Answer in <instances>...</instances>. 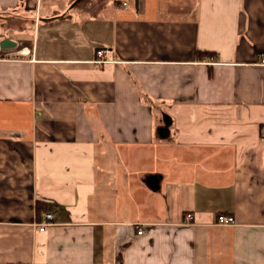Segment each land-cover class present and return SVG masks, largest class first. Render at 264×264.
Returning a JSON list of instances; mask_svg holds the SVG:
<instances>
[{"label": "crops", "instance_id": "0c3cea01", "mask_svg": "<svg viewBox=\"0 0 264 264\" xmlns=\"http://www.w3.org/2000/svg\"><path fill=\"white\" fill-rule=\"evenodd\" d=\"M0 31V264H264V0H0Z\"/></svg>", "mask_w": 264, "mask_h": 264}, {"label": "built area", "instance_id": "2783aa9c", "mask_svg": "<svg viewBox=\"0 0 264 264\" xmlns=\"http://www.w3.org/2000/svg\"><path fill=\"white\" fill-rule=\"evenodd\" d=\"M40 0H35L36 3H38ZM122 5L125 6L126 3L125 2H122ZM105 49H98L96 50V59L95 61L97 63H104L107 61V58H105ZM1 58H5V55H0ZM259 64L261 65H264V53L261 55L259 61H258ZM183 222L184 223H192L193 220H194V216L192 213L190 212H187L184 214V217H183ZM55 221H54V217L52 215V213L50 212H44L43 213V218L41 220L40 223L36 224L37 225V228L38 230L42 231L44 230L48 225H51L53 224ZM215 222L216 224L218 225H230V224H233L234 223V218L232 215L230 214H226V213H218L216 215V219H215ZM144 232V229L142 227H139V229H137V233L141 234Z\"/></svg>", "mask_w": 264, "mask_h": 264}, {"label": "water", "instance_id": "95a60500", "mask_svg": "<svg viewBox=\"0 0 264 264\" xmlns=\"http://www.w3.org/2000/svg\"><path fill=\"white\" fill-rule=\"evenodd\" d=\"M15 45H16V42L13 39L2 38L0 40V48L1 49L12 48V47H15Z\"/></svg>", "mask_w": 264, "mask_h": 264}, {"label": "rangeland", "instance_id": "374dc122", "mask_svg": "<svg viewBox=\"0 0 264 264\" xmlns=\"http://www.w3.org/2000/svg\"><path fill=\"white\" fill-rule=\"evenodd\" d=\"M25 23H26V25H29L31 31H33V23H32L31 20H29V18H28L27 20H25ZM2 32H3V31H0V34H1Z\"/></svg>", "mask_w": 264, "mask_h": 264}, {"label": "trees", "instance_id": "16d2710c", "mask_svg": "<svg viewBox=\"0 0 264 264\" xmlns=\"http://www.w3.org/2000/svg\"><path fill=\"white\" fill-rule=\"evenodd\" d=\"M42 205H43V203H39V201L36 203V210L37 211H40V209L42 208Z\"/></svg>", "mask_w": 264, "mask_h": 264}]
</instances>
